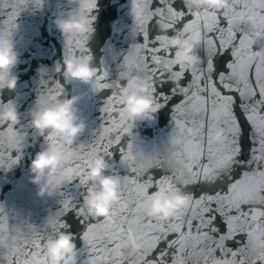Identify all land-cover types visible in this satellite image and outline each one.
<instances>
[{"label":"snow or ice","instance_id":"6c2138e0","mask_svg":"<svg viewBox=\"0 0 264 264\" xmlns=\"http://www.w3.org/2000/svg\"><path fill=\"white\" fill-rule=\"evenodd\" d=\"M36 2L39 3V0ZM152 2L144 0V6L137 11L139 5L137 0H133V15L144 36V43L134 44L133 48L151 54V65L145 57L140 59L143 70L153 80V113L165 107L173 96L180 94L184 97L173 109L180 139L172 141L178 152L167 165L171 168V175L159 180L146 176L149 167H166L165 163L156 160L154 164L138 167L133 144L128 143L126 150L120 148L119 151L120 164L126 165L125 170L129 174L121 178L120 199L112 205L109 215L91 220L67 192L74 181H78L77 187L85 184V166L90 156L97 153L112 156L113 147L121 144L122 124L114 112L118 105H123V98L113 93L100 109L104 113L101 119L103 127L92 133L91 142L66 146L58 144L54 137H46L56 143L63 153L57 170V185L63 188L59 192L63 203L60 214L74 211L85 225L82 236L84 251L96 254L85 264H97V261L100 264H264V0H231V8L222 13L227 20L226 28L220 26L215 10L206 14L203 20L208 53L206 67L193 68V79L187 86L180 84L185 66L179 65L180 71H173L171 66L177 65V62L159 55L162 50H167L163 37L157 36L155 41L150 42L143 27L148 19L155 16L159 18L161 28H172L185 13L173 7L175 0H158L162 7L155 10L150 7ZM95 6L96 0H83L81 11L94 19L91 13ZM188 10L191 11V7ZM200 22L196 17L184 27L192 29ZM209 33H216V36ZM156 42L160 47H149V43ZM80 48L90 55L84 46ZM229 50L231 61L226 70L214 79L213 58ZM123 59L126 61L127 57ZM57 71L60 69L57 68ZM108 74L103 66L97 68L96 85L102 89L113 87L104 82ZM157 78L160 84L172 82L171 95L156 93ZM53 83L54 87L49 91L58 95L63 90L62 86L59 82ZM237 107L247 128L241 124ZM181 112L185 117L183 121L176 116ZM14 126L8 125V129L11 131ZM217 129L224 131L223 138L218 141L213 139ZM24 140L25 136L19 135L16 147L22 149ZM243 142L251 145L247 159H240ZM7 151L0 146V160ZM140 154L141 159L151 157ZM8 158L15 165L20 157L16 155L12 159L9 154ZM130 160L133 163L128 164ZM172 163L179 167H172ZM0 169H3L2 164ZM237 169H244L238 178L234 176ZM153 184L168 192L177 191V184H201L211 191L202 193L198 198L190 195L186 211L163 220L147 212L150 199L147 192ZM133 194L136 199L132 198ZM57 227L66 228L67 225L58 223ZM135 228L142 229L138 235L141 242L139 249L132 248L124 239L134 234ZM172 235L175 238L169 240ZM238 236L243 239L237 241ZM44 239L42 232L33 230V235L24 241L33 251L22 253L23 245L12 232L11 225L5 228L0 218V256L6 255L8 264H13L12 257L20 254L30 257L28 264H47L42 247ZM228 241H235L238 246L229 248ZM161 243L165 248L159 251L158 256L149 259L151 252ZM129 246L132 252L122 251ZM76 256L74 253L66 258L64 264H72Z\"/></svg>","mask_w":264,"mask_h":264},{"label":"water","instance_id":"95a60500","mask_svg":"<svg viewBox=\"0 0 264 264\" xmlns=\"http://www.w3.org/2000/svg\"><path fill=\"white\" fill-rule=\"evenodd\" d=\"M83 0H76V4H69L68 0H0V27H6L9 30L17 28V51L20 53V63L15 69V74L18 75V87L12 92L5 89L0 93V102H7L14 99L18 109L21 113V123L15 125L13 130L8 129V124H0V146L7 148L8 151L3 154V159L0 164L3 169H0V218L3 220V226L8 228L11 225V230L18 238L20 244L23 245L21 252L30 253L33 251L24 241L33 235V230L42 232L47 239L50 235H54L52 230L46 229L43 225V220L51 210L56 212L59 217L58 223L66 221L69 227L59 228L60 231H70L74 234L77 246L76 254L72 264H85V261H91L95 253L84 251L85 245L82 239L85 225L80 222L81 218L76 215L74 211H69L61 215L60 210L63 207L62 199L59 195L63 188L58 185L56 195L53 197L39 198L36 195V186L30 182V163L35 153L45 146V142H52L46 137L40 135L31 128L29 123L28 110L34 105L37 95H45V98L54 100L62 98L64 95H80L81 100L78 104L80 114L87 121V129L84 134L75 142L89 143L93 140L92 133L96 132L98 128H102L101 119L104 113L100 109L104 106V101L112 96L113 93L119 94V86L125 83V60L135 58L140 62V69L143 70L141 57H145L146 61L151 65L150 53L142 49L137 51L133 48L134 44L142 45L144 43L143 31L138 27V21L133 15L134 3L133 0H96V6L93 9L91 16L93 28L95 29L92 39L88 44L83 45L88 50L87 54L93 57V63L97 68L104 67L108 71V77L104 82L113 85L110 88H100L98 85L97 91L92 93L89 86L80 84L78 82L66 83L63 75V56L71 53L78 55H86L79 45L74 42H67L61 33L56 29L54 20L57 16H67L70 11L78 10L82 14L89 15L87 12L81 11ZM140 8L144 6V0H137ZM86 7V4H85ZM151 9L162 7L158 0H153ZM173 7L177 11H183L185 15L174 24V27L163 29L160 27L159 18L152 17L146 21L143 27L146 28L149 41H155L157 36H171L173 33L184 28L196 17L194 9L186 5L185 0H175ZM213 11V10H211ZM209 11V12H211ZM216 11V10H215ZM223 11H216L217 19L221 27H227V20L222 15ZM203 20L199 25H193V30H200L203 36L202 43L198 46V53L203 58V64L196 66V69L206 67L207 60V46L205 44V33L203 29ZM209 23H212L209 20ZM213 37L216 33H209ZM149 47H160L159 42L155 44L149 43ZM175 49L167 47V50H162L159 55L166 59H174ZM231 51H223L222 54L213 58L215 71L213 78L216 79L220 72L226 70L227 64L231 61ZM173 71H180V66L172 65ZM57 68L60 71H57ZM193 71L186 69L180 79L181 86H187L192 82ZM53 82H59L62 86V91L57 95L53 91H49L54 87ZM156 93H163L171 95L172 82L164 84L159 83V78L155 83ZM120 95V94H119ZM155 95V94H154ZM232 95H236L232 93ZM184 97L180 94L173 96L165 107L153 113L150 117L138 122L134 131L137 133V139L133 143V155L137 157L135 163L138 167L154 164L156 160L165 163L166 167H149L146 176H151L153 180H159L164 176L171 175V168L167 165L173 161L174 156L178 152L176 145H173V139L179 140L180 134L174 122L173 109L181 103ZM237 104L239 100L237 98ZM123 105H118L114 116L119 120V112ZM237 115L243 127L247 128L244 122L243 115L240 114L239 108L236 109ZM181 121L184 120L183 112L176 114ZM22 128V129H21ZM20 129L23 133L20 132ZM120 132L122 134L121 128ZM25 136L24 147L22 149L16 147V139L19 135ZM115 133H113L114 135ZM56 140V138H54ZM58 144L59 141L56 140ZM129 137L122 134L121 144L114 146L112 149V156H105L110 163L114 165L112 171L123 178L129 173L125 170L126 165L120 164L121 153L120 148L127 149ZM74 144V145H75ZM251 145L247 142L242 143V156L240 159L248 158V148ZM142 153L145 156H151L149 159H141ZM11 154L12 159L19 155L18 162L13 165L8 158ZM102 154V153H99ZM133 161H128V164ZM172 167H179L172 163ZM244 169H237L234 173L235 177ZM86 172V166H85ZM59 179L56 173V182ZM78 181H74L73 185L67 188V192L77 201L80 208L83 195L86 192L87 185H80L77 187ZM177 189L186 192L198 198L204 192H210L211 189L201 184H177ZM159 189V186L153 184L148 189L147 194ZM126 191H128L126 189ZM133 199L137 197L135 194ZM90 217V216H89ZM91 220L102 219V217H90ZM220 225L219 218L217 219V226ZM141 228H135L134 234L140 235ZM169 240L175 238L174 235L168 237ZM44 239V241H45ZM124 239H127L125 236ZM243 237L238 236L237 241L242 240ZM43 241V243H44ZM42 243V247H43ZM227 246L235 249L238 245L235 241H228ZM165 245L161 243L155 250H153L148 257L152 259L158 256L159 251L164 249ZM123 252H132L131 247L122 249ZM81 253H83L81 255ZM217 255H219L217 253ZM135 256V253H133ZM28 255L20 254L12 257L13 264H25L29 261ZM0 264H8L7 256H0ZM97 264H100L97 261Z\"/></svg>","mask_w":264,"mask_h":264},{"label":"clouds","instance_id":"9594fccd","mask_svg":"<svg viewBox=\"0 0 264 264\" xmlns=\"http://www.w3.org/2000/svg\"><path fill=\"white\" fill-rule=\"evenodd\" d=\"M68 3L76 4V0H68ZM185 3L195 10L194 15L200 20H204L211 10L226 11L231 8V0H185ZM53 22L67 42L79 46L88 44L95 31L91 17L78 10L70 11L67 16H57ZM17 31V28L9 30L0 27V93L5 89L14 92L18 87L19 77L15 74L20 63V53L16 47ZM163 39L167 47L175 49L174 60L178 65L193 69L203 64L197 50L203 39L200 30L184 27L171 36H163ZM62 75L66 83L78 82L89 86L92 93L97 91V67L91 55H64ZM124 78L125 83L119 86V94L123 98L119 119L122 134L129 137V144H133L137 139L134 129L138 122L153 114L154 85L151 75L140 69V62L135 58L126 59ZM80 100V95L67 94L51 101L43 94L37 95L33 107L28 110L31 128L44 137L56 138L60 144H75L88 127L78 109ZM20 123L21 113L15 100L0 102V124ZM223 136V129L213 133V139L217 141ZM62 160L63 153L53 142H45V146L35 153L29 169L30 182L36 186L37 197L56 195V173ZM113 167L109 159L99 153L86 161L87 188L80 209L90 217L109 215L112 205L120 199L121 176L112 171ZM149 198L148 214L163 220L183 213L190 205V194L180 190L168 192L159 188ZM58 222L59 217L51 210L43 220L44 227L54 232L43 243L47 264H64L66 258L73 256L77 250L74 234L58 230ZM63 223L67 225L66 221ZM127 243L134 249L141 247L140 237L136 234L130 235Z\"/></svg>","mask_w":264,"mask_h":264}]
</instances>
